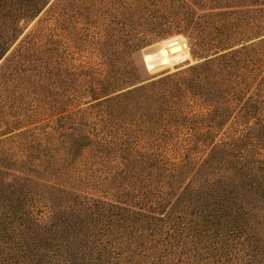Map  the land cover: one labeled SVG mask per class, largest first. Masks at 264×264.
Wrapping results in <instances>:
<instances>
[{"label": "rangeland", "instance_id": "374dc122", "mask_svg": "<svg viewBox=\"0 0 264 264\" xmlns=\"http://www.w3.org/2000/svg\"><path fill=\"white\" fill-rule=\"evenodd\" d=\"M19 25L0 60V122L17 125L0 134V170L19 174L10 160L33 161L47 168L48 183L155 208L162 220L136 238L155 242H128L106 264H241L210 216L179 196L189 177L163 179L172 164H198L232 134L264 138V58L231 76L210 74L192 91L180 80L232 31L264 37V0H50ZM172 36L190 57L170 65L162 42ZM168 75L176 76L125 98L100 93Z\"/></svg>", "mask_w": 264, "mask_h": 264}, {"label": "trees", "instance_id": "16d2710c", "mask_svg": "<svg viewBox=\"0 0 264 264\" xmlns=\"http://www.w3.org/2000/svg\"><path fill=\"white\" fill-rule=\"evenodd\" d=\"M49 1L0 0V60L22 33L20 21L32 20ZM251 35L232 31L219 38L218 49L190 66V76L182 77L181 82L192 91L205 85L210 74L225 71L231 76L261 62L264 37ZM31 38L33 33L26 34L11 56L17 58ZM174 76L100 93L114 94L108 100L125 98ZM1 125L4 128L0 134L17 126L10 120L0 122ZM256 132L240 131L212 145L198 164H172L163 179L171 178L169 183H175L189 177L179 196L186 197L188 204L199 206L203 216H210L219 237L227 235L230 239V256L241 264H264V154L259 152L264 138ZM9 163H19V174L0 170V264H106L108 259L118 257L116 251L128 242L137 246L155 242L136 241L138 235L144 237L143 231L153 230L156 222L162 220L154 215L155 208L137 211L126 203L79 194L54 181L48 183L51 176L45 166L25 160ZM156 243L154 248L166 242Z\"/></svg>", "mask_w": 264, "mask_h": 264}, {"label": "bare ground", "instance_id": "6f19581e", "mask_svg": "<svg viewBox=\"0 0 264 264\" xmlns=\"http://www.w3.org/2000/svg\"><path fill=\"white\" fill-rule=\"evenodd\" d=\"M167 60L170 65L180 59H186L190 57L189 51L183 47V42L178 36H172L162 42ZM186 46V43H184Z\"/></svg>", "mask_w": 264, "mask_h": 264}]
</instances>
